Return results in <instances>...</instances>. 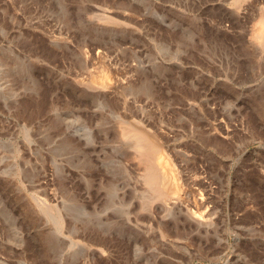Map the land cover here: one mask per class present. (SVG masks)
<instances>
[{"label": "rangeland", "instance_id": "374dc122", "mask_svg": "<svg viewBox=\"0 0 264 264\" xmlns=\"http://www.w3.org/2000/svg\"><path fill=\"white\" fill-rule=\"evenodd\" d=\"M262 22L264 0H0V264H264Z\"/></svg>", "mask_w": 264, "mask_h": 264}, {"label": "bare ground", "instance_id": "6f19581e", "mask_svg": "<svg viewBox=\"0 0 264 264\" xmlns=\"http://www.w3.org/2000/svg\"><path fill=\"white\" fill-rule=\"evenodd\" d=\"M262 23L264 28V22ZM103 80L106 82L108 79L107 77H104ZM133 136L134 135H132V137ZM132 137H130L131 140ZM145 137L135 133L136 144L134 145H136L137 153L140 156L139 161L145 168L144 176L146 177V182L151 186V188H154V190H158L159 187L166 188L168 185L169 187L171 186L169 192H167V194L163 193V195L160 193L159 198H167L166 196L168 195H175L179 189V185L173 163L169 161L168 158L164 157V154L163 156L159 155V148L155 145L156 143L147 142ZM161 153H163V151H161ZM165 155L167 156V154Z\"/></svg>", "mask_w": 264, "mask_h": 264}]
</instances>
